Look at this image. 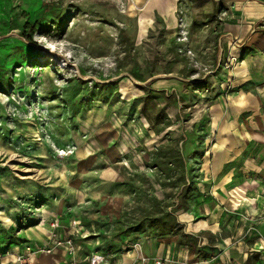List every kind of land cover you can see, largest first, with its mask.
Masks as SVG:
<instances>
[{
	"label": "rangeland",
	"instance_id": "1",
	"mask_svg": "<svg viewBox=\"0 0 264 264\" xmlns=\"http://www.w3.org/2000/svg\"><path fill=\"white\" fill-rule=\"evenodd\" d=\"M230 2L0 0V264L40 237L72 264H229L237 227L259 235L205 165Z\"/></svg>",
	"mask_w": 264,
	"mask_h": 264
},
{
	"label": "crops",
	"instance_id": "2",
	"mask_svg": "<svg viewBox=\"0 0 264 264\" xmlns=\"http://www.w3.org/2000/svg\"><path fill=\"white\" fill-rule=\"evenodd\" d=\"M230 6L223 31L232 39L229 54L237 63L230 75L226 97L210 106L208 131L212 145L205 165L216 177L218 189L224 192L223 204L244 203L243 206H252L260 213L264 212V36L255 28L264 18V0H231ZM259 219L261 237L254 234L257 227L251 230L245 225L242 229L251 235L250 245L243 241L244 236L240 238L241 230L237 227L235 247H227L224 252L231 261L229 264H264V216ZM240 222L249 224L247 220ZM49 239L40 237L37 241L45 246L51 243ZM72 255L57 247L49 254H31L30 258L34 264H58L66 260L72 264L83 258L80 252Z\"/></svg>",
	"mask_w": 264,
	"mask_h": 264
},
{
	"label": "built area",
	"instance_id": "3",
	"mask_svg": "<svg viewBox=\"0 0 264 264\" xmlns=\"http://www.w3.org/2000/svg\"><path fill=\"white\" fill-rule=\"evenodd\" d=\"M54 241H55V239L52 240V243H53L52 246H51L52 243H50V246H48V247L44 246L38 252L47 253V254L51 253V250L53 249V247L55 245H59L60 244V243H57V242H54ZM65 243H66L67 247L69 248V250H71L72 249L71 240H66ZM23 264H32V263H30V261H29V262H25ZM87 264H108V262L106 261V258L102 254H100V253H92L87 258Z\"/></svg>",
	"mask_w": 264,
	"mask_h": 264
},
{
	"label": "trees",
	"instance_id": "4",
	"mask_svg": "<svg viewBox=\"0 0 264 264\" xmlns=\"http://www.w3.org/2000/svg\"><path fill=\"white\" fill-rule=\"evenodd\" d=\"M27 37H28V38H30V36H29V35H27Z\"/></svg>",
	"mask_w": 264,
	"mask_h": 264
}]
</instances>
